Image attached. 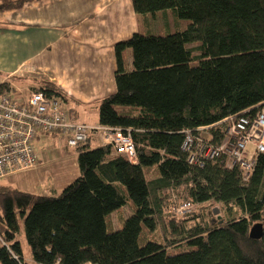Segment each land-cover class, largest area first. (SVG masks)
I'll list each match as a JSON object with an SVG mask.
<instances>
[{"label":"trees","instance_id":"trees-1","mask_svg":"<svg viewBox=\"0 0 264 264\" xmlns=\"http://www.w3.org/2000/svg\"><path fill=\"white\" fill-rule=\"evenodd\" d=\"M35 1L0 0V12ZM131 2L139 20L171 12L189 22L115 44L116 91L100 102L98 125L130 135L138 162L111 145L92 148L96 133L75 148L80 176L60 194L0 185V264H28L20 220L33 264H264V153L246 179L221 159L192 164L182 150L187 132L205 130L221 144L233 121L264 109V0ZM31 91L67 105L48 79ZM50 134L61 136L43 132L36 141ZM128 200L133 215L109 231V217ZM184 202L198 210L170 212ZM255 225L260 239L250 237Z\"/></svg>","mask_w":264,"mask_h":264},{"label":"crops","instance_id":"crops-1","mask_svg":"<svg viewBox=\"0 0 264 264\" xmlns=\"http://www.w3.org/2000/svg\"><path fill=\"white\" fill-rule=\"evenodd\" d=\"M0 19V84L12 77L53 81L77 122L72 101L94 103L115 93V44L140 30L131 0L35 1L0 12ZM96 143L103 145L100 136Z\"/></svg>","mask_w":264,"mask_h":264},{"label":"built area","instance_id":"built-area-1","mask_svg":"<svg viewBox=\"0 0 264 264\" xmlns=\"http://www.w3.org/2000/svg\"><path fill=\"white\" fill-rule=\"evenodd\" d=\"M13 90L11 83L0 89V180L38 165L36 140L43 132L60 134L70 148L87 143L97 133L103 145H111L133 164L138 162L132 138L122 130L77 122L64 102L42 92L31 91L25 96ZM204 133L202 130L194 136L187 132L182 150L189 162L203 166L209 160L221 159L226 167L240 169L248 179L256 156L264 153V109L255 117L233 121L221 144H213ZM194 210V204L184 202L175 204L170 212L182 216Z\"/></svg>","mask_w":264,"mask_h":264},{"label":"rangeland","instance_id":"rangeland-1","mask_svg":"<svg viewBox=\"0 0 264 264\" xmlns=\"http://www.w3.org/2000/svg\"><path fill=\"white\" fill-rule=\"evenodd\" d=\"M139 22V32L145 34L150 31V33L159 35H167L176 31H182L186 29L189 24L186 20L175 19L171 12L167 13L165 18L159 16L154 20L150 17L146 21L141 19ZM3 77L0 76V80H2ZM43 80V78L38 80L32 78L26 80L12 77L8 78L6 81L13 86V92L19 91L25 96H28L30 94V88L40 86ZM101 101L98 100L94 103L80 102L79 104L73 100L72 103L76 104V111H78V122L97 125L99 120V104ZM203 136L209 138L207 133H204ZM96 144V142L92 141L91 147L95 148ZM36 147L39 155L38 165L34 169L22 171L0 180V185L17 188L36 195H58L65 187L80 176L78 152L75 148L68 147L64 138L54 134L44 136L42 139L36 141ZM250 147L253 148V146ZM150 172L153 175L156 174L155 170H150ZM209 205L210 204H206L207 207H209ZM134 209L133 202L128 200L124 207L114 212L109 217V231L121 229L123 222L133 215ZM197 210L198 207H195L193 212ZM20 225L21 232L18 235V241L22 248L23 258L28 264H33L32 253L25 238L22 220H20Z\"/></svg>","mask_w":264,"mask_h":264},{"label":"water","instance_id":"water-1","mask_svg":"<svg viewBox=\"0 0 264 264\" xmlns=\"http://www.w3.org/2000/svg\"><path fill=\"white\" fill-rule=\"evenodd\" d=\"M250 237L252 239H260L262 237V226L255 225L250 232Z\"/></svg>","mask_w":264,"mask_h":264}]
</instances>
